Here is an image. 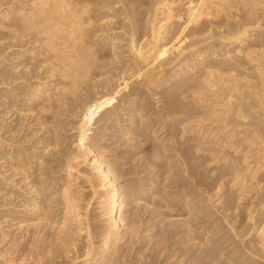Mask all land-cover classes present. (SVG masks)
Returning a JSON list of instances; mask_svg holds the SVG:
<instances>
[{"label":"bare ground","instance_id":"1","mask_svg":"<svg viewBox=\"0 0 264 264\" xmlns=\"http://www.w3.org/2000/svg\"><path fill=\"white\" fill-rule=\"evenodd\" d=\"M10 110L0 158L20 177L0 172V185L15 181L17 195L3 190L20 203L2 190L7 264L14 253L55 264L75 248L66 264H126L120 245L152 219L142 235L160 225L156 245L189 242L187 263L264 264V0H0ZM66 111L74 149L61 141ZM111 129L123 157L105 154Z\"/></svg>","mask_w":264,"mask_h":264},{"label":"rangeland","instance_id":"2","mask_svg":"<svg viewBox=\"0 0 264 264\" xmlns=\"http://www.w3.org/2000/svg\"><path fill=\"white\" fill-rule=\"evenodd\" d=\"M114 80H115V78L113 77V80H112L113 83L111 82L112 85H113L114 82H115ZM110 85H111V84H110ZM74 103H75V105L78 104V102H77V103L74 102ZM74 103H73V104H74ZM75 105H73L74 108H75ZM71 108H73V107H71ZM12 111H13V110H10V112H8L9 115H8L7 113H4V114L1 113V114H0V115H2V117H0V118L3 119V120L0 119V120H1V122H0V136L2 135V137H3V134H4V137L7 136V135H8L7 137H9V135H10V133H11V131H7L6 126L8 127V130H9L10 128H12L13 125H16V123L18 122L17 120H18V116H19L20 113L17 112V114H16V113H14V112H12ZM11 112H12V114H11ZM66 112H67V111H66ZM66 112H65V113H66ZM14 114H15V116H14ZM3 115H5V117L8 115V116H7L8 120H7V118L5 119V117H4ZM10 115H11V116H10ZM66 115H67V116H66ZM13 116H14V117H13ZM64 116H65V118L68 117L67 119H68L69 121H68L67 119L62 120V119L60 118V120H61L62 123H63L62 125H66V126H67V124H68L69 127H68V126L66 127V128L68 129V130H67V129L63 126V130H62V132H61V134H62V135H61V141L63 140L62 143H64L65 141H67V142H65L64 145H63V144H62V145H63L65 148H67V149H71V148L74 149V146H72V147L69 148V146L71 145V142L73 141V138H74L73 134L75 135L74 132H71V129L69 130V128H71V127H70V126H71V122H70L71 120H70V119H73V118H71V117L69 116L68 112H67ZM9 117H10V119H9ZM11 117H12V119H11ZM69 117H70V119H69ZM15 118H17V119H15ZM26 119H27L28 122H30V118H29V120H28V117H27V118L25 117V118H24L25 122H27ZM11 120H13V121H15V122H13V121H11ZM24 120H23V121H24ZM4 121H5V122H4ZM10 121H11L12 123H10L11 125L9 124V125H10V126H9L7 123H9ZM63 121H64V122H63ZM6 122H7V123H6ZM66 122H67V124H65ZM1 123H2V125H3L4 123L7 124V125L4 124V126L1 127ZM14 123H15V124H14ZM12 124H13V125H12ZM69 124H70V125H69ZM9 127H10V128H9ZM1 128H2V129H1ZM3 128H4V129H3ZM115 128H116V127H115ZM1 130H2V131H1ZM3 130H4V131L6 130V131L4 132ZM64 130H65V132H64V134H63V131H64ZM112 130H113V131H112ZM67 131H68V132H67ZM1 132H2V133H1ZM7 132H9V133H7ZM27 132H28V131H27ZM27 132H25V133H27ZM66 132H67V133H66ZM69 132H70V133H69ZM112 132H113V133H112ZM115 132H116V133H115ZM28 133H29V132H28ZM117 133L119 134L120 132H117L116 129H115V130H114V129L107 130V131L105 132V136H106V138H105V139H106L105 143H106V145H107L108 143H109V145H110V146L108 145V147H110V148H107V147H106V149H109V150H110V155H109V150L106 151L108 154H107V153H105V154L108 155L110 158H115V157L118 155V154H117V151H118L119 154H120V151H119V150H120V149L122 150V148H123L121 144L119 145V142H120V141L117 142L118 139L120 138V137H119L120 135H118ZM66 134H67V135L69 134V135H68L69 138H68L67 136H65ZM115 134H116L117 136H116ZM62 136H64L65 139H64ZM112 136H113V137H112ZM70 137H71V138H70ZM72 137H73V138H72ZM111 137H112V138H111ZM118 137H119V138H118ZM109 138H110V139H109ZM69 139H70L71 141H70ZM112 139H113V140H112ZM115 139H116V140H115ZM108 140H109V141H108ZM4 141H6L5 143H8L7 140L4 139ZM113 141H114L115 143H114ZM68 143H69L70 145H69ZM112 143L115 144V145H113ZM65 144H66V145H65ZM67 144H68V146H67ZM116 144H118L117 146H118L119 148L121 147L119 150H118V147H116ZM72 145H73V144H72ZM66 146H67V147H66ZM123 146H124V145H123ZM7 147H8V146H7ZM3 148H5V146H3ZM115 148H116V149H115ZM35 150H37V149H35ZM1 151H2V148H0V152H1ZM113 151H114V152H113ZM116 154H117V155H116ZM115 155H116V156H115ZM120 157H123V156H120ZM120 157L117 156V158H120ZM2 160H3L4 162H3ZM2 160H1V158H0V167H1L0 172H3V171H4L5 173H4V172H3V173H4L5 176H9V175H10V177H11V174H13V173H11L12 169H10V168L8 167V166H9V164H8V159L5 158V159H2ZM6 160H7V162H6ZM123 161H126V160H123ZM2 162L5 163V164H7V165L4 166L3 164H1ZM137 164H138V163H137ZM139 164H140V162H139ZM139 164H138V165H139ZM138 165H137V166H138ZM2 167H4L5 169L3 168V170H2ZM6 167H7V168H6ZM138 167H140V168H138ZM138 167L136 168L137 171H138L139 169L143 170V166L139 165ZM141 167H142V168H141ZM8 169H10V170L8 171ZM5 170H6V171H5ZM143 171H144V170H143ZM12 172H13V171H12ZM61 172H62V171H61ZM144 172H145V174H146L147 170L144 171ZM144 172H142L143 174L140 173V174H141V175H140L141 177L144 176ZM8 173H9V174H8ZM18 176H19V175H18ZM18 176L16 175V178H14L15 176H14V177H11V179H10L9 181H12V180H14V179H15V181H16V179H18ZM19 177H20V176H19ZM15 181H14V182H15ZM14 182H11V183H10V182H7L6 180H5V181L3 180V183H1V185H0V187H1V188H0V195L2 196V194H3L2 190L5 189V186H6V189H5V190L8 191L9 188H11V190H13V194L15 195V194H16L15 191H14L15 189H13V188L10 186V185L13 184ZM8 183H9V184H8ZM22 183H23V182H22ZM75 183H76L77 187H78V183H79V186H82V188L79 187V189L81 188V189L79 190V195H82V197H89V195L91 194V193H90V188H89L88 186H86V183H83L82 181L80 182V180L76 181ZM5 184H6V185H5ZM7 184H8V185H7ZM20 184H21V183H20ZM20 184H19L18 186H21V185H22V184H21V185H20ZM80 184H81V185H80ZM82 184H83V185H82ZM84 184H85V185H84ZM83 186H85V188H84ZM75 187H76V186H75ZM77 187H76V188H77ZM82 189H83V190H82ZM5 190H3V191H5ZM77 190H78V188H77ZM84 190H85V192H87V193H84V192H83ZM86 190H88V191H86ZM7 191L4 192V194H3L2 197L7 198V197L9 196L8 194L5 195ZM82 192H83V193H82ZM80 193H81V194H80ZM89 193H90V194H89ZM83 194H85V195H83ZM86 194H87V195H86ZM14 195H13L12 197H14ZM16 195H17V194H16ZM1 196H0V197H1ZM12 197H11V196L8 197L10 200H9L8 198H7V199L4 198V199H5L7 202H8V200H9L10 202H12V204H16V205L18 204V205H19L20 202H18V201H19L20 198H16V197H14L13 200H11ZM16 199H18V200H16ZM1 200H2V199H1ZM1 200H0V202H1ZM14 200H15V201H14ZM17 202H18V203H17ZM91 202H93V204L95 205L96 198H92V199H91ZM93 204L91 203V206H92V207L94 206ZM58 207H60V206H58ZM95 207H96V206H94L93 208H95ZM91 211L96 212V211H94V210H91ZM1 212H2V211H0V213H1ZM141 213H142V212H140V216H142V221H146V222H148L147 220H149L148 218H150L149 213H147V211H144V212H143V213L145 214L146 217L144 216L143 213H142V214H141ZM147 215H148L149 217H148ZM215 216H216V215H214V217H215ZM2 217H3V212H2L1 215H0V218H1V219H0V226H2V227L4 226L3 228H6V226L10 225L11 222L13 223V221L10 222L9 216H7L6 218L3 217V219H2ZM10 218H11V217H10ZM146 218H147V220H146ZM4 219H6V220H4ZM8 219H9V220H8ZM143 219H144V220H143ZM171 219H172V218H171ZM173 219H174V218H173ZM2 220L5 222V224H4V222H3ZM149 221H151V220H149ZM153 221H155V220L152 219V221H151L150 223H145V222H144V225H141V227H143V228H141L140 226L138 227V228L140 229V231H139V229H137L138 231L136 232V235H135V236L138 237V238H136L135 236H133V237H134V241H133V239H132L133 244L131 243V245H135V246H131L132 249H129V248H128V247H130V244H127L126 241H125L124 243L127 244V247H126V244H124V243H123L122 245H120V246H121V248H120L121 254L123 255V253H124V255H126L125 258L123 257L124 255L122 256L124 259L121 257V258H122V259H121V260H122V263L124 262L123 260H125V263H126V264H127V263H128V264H131L132 261L134 260L133 257L135 256L134 258L136 259V262H135V260H134L133 262L137 263V261H140V262H138V264H141V263L144 261V259H146V260L148 259L147 261L145 260V262H149V260H150L152 257H154V255H155V256L157 255V260H155V259H154V260H155L156 262H158V261L161 262V264H163L164 261H165L164 264H167V261L169 262L168 264H178V263H177V262H178V259H177L178 257H179V259L184 257V258L182 259V261H181V262H183V260H184V262H183V263L180 262V264H184V263L186 264V263H187V262H185V261H186V259H185L186 256H182V257H181V256H179V255H181V252H182V253L185 252V251H182V249H183V248H182V245H184V246L186 247V248H185V247L183 246L185 250L187 249V251H186L187 253H189L190 251H192V250L194 249V247H193L192 250L190 249V251H189V249H188V247L190 246V243H189V242H186V243H184V244H181L180 247H179V245H178V246H175V245H173V244L170 246V244L173 243L174 240H175L176 238H178V237L176 236V237L173 238V240L170 239V240H168L169 242H168V241H166V243L164 242V245L162 244L163 242L160 243V244H158V245H156L154 242H156L157 239H156L154 236H153V237H154L156 240H155L154 238H150L151 240L153 239L152 241H151L150 239H148L147 237H148V235H149V236H152V234L156 231V229H158V228L160 227V225H155V226H159V227H154V226H153V229L151 228L152 231H151V229H149V231H151V232L147 231V234L142 235L143 232L141 233V231L144 230V229L146 228L145 226L150 225V224H153ZM221 221H222V222H221ZM14 222H15V221H14ZM219 222H221V223H219ZM6 223H7V224H6ZM142 223H143V222H141V224H142ZM154 223L157 224V219H156V221H155ZM218 223L220 224V226H221V225L224 226V224H223V220H222V219H221L220 221H218ZM2 224H4V225H2ZM222 226H221V227H222ZM2 227H0V228L3 229ZM12 227H13V228H12ZM12 227H11V228L14 229V228L16 227V225H15V226H12ZM147 227H148V226H147ZM154 228H155V229H154ZM222 230H223V231H222ZM222 230H221V233L224 232V229H222ZM153 231H154V232H153ZM15 232H17V230H16ZM148 232H149V233H148ZM138 233L141 234V236H140ZM145 235H146V236H145ZM139 236H140V237H139ZM142 237H144V238H142ZM141 238H142V239H141ZM140 239H141L142 241H141ZM145 239H146V240H145ZM147 239L149 240V242H148ZM182 239H183V237H182ZM135 240H136V241H135ZM137 240H138V241H137ZM143 240H144V241H143ZM183 240H184V239H183ZM145 241L148 242V243H146ZM150 241H151V242H150ZM172 241H173V242H172ZM134 242H135V244H134ZM143 242H144V243H143ZM137 243H139V244H137ZM169 243H170V244H169ZM142 244H144V245H142ZM146 244H148V245H146ZM128 245H129V246H128ZM160 245H162L161 248H160ZM167 245H169V246H167ZM187 245H188V247H187ZM77 246H79V242L77 243ZM123 246H125L126 248L123 247ZM142 246H143V247H142ZM144 246H146L147 250H145L146 248H145ZM147 246H148L149 248H148ZM157 246H158L161 250L158 249ZM163 246H164V247H163ZM172 246H175L176 248L174 247V249H169V247L171 248ZM151 247H152V248H151ZM123 248H124V251H123ZM141 248H142V251L144 250L143 252L145 253L143 256H142ZM143 248H145V249H143ZM150 248H151V249H154V251H155V249H157L158 251L160 250L159 253H160V254L162 253V255H160V257H159V256H158V255H159L158 251L156 250V251L154 252V251L151 250ZM167 248H168V250H167ZM179 248H180L181 250H179ZM75 249H76V248H75ZM75 249H71L73 253L75 252ZM77 249H79V248L77 247ZM125 249H126V250H125ZM127 249H129V251H128ZM148 249H149V250H148ZM164 249H165V250H164ZM20 250H21V249H20ZM73 250H74V251H73ZM79 250H80V249H79ZM79 250H78V251L76 250V251L79 252ZM130 250H131V252H130ZM132 250H133V251L135 250L137 253H136L135 251L133 252ZM139 250H140V251H139ZM175 250H177V251H175ZM178 250L181 251V252H178ZM127 251H128V252H127ZM147 251H148V252L150 251V252H149V253H150L149 256H148ZM151 251H152V253H151ZM163 251H164V252H163ZM167 251H168V252H167ZM174 251H175L176 254H174ZM188 251H189V252H188ZM70 252H71V251H70ZM72 252H71V253H72ZM126 252H127V254H125ZM165 252H166V253H165ZM71 253H68V254H69V256L72 257ZM128 253H129V254H128ZM130 253H131V254H130ZM138 253L140 254V256H139ZM156 253H157V254H156ZM179 253H180V254H179ZM17 254H18V253H14L15 256L12 255L14 258L11 257V259H10V256L7 257V256L5 255V256L10 260V262H8L9 264H17V263H16L17 261H15V260H16V257H17V256H16ZM135 254L138 255V256H136ZM152 254H153V255H152ZM172 254L174 255L175 258L173 257ZM145 255H147V256H145ZM151 255H152V257H151ZM163 255H164V256H163ZM165 255H166V256H165ZM64 256H68L67 253H64ZM64 256H63V255L60 256V257L63 258V259H60V257H59V258H56V260H55V258H54V261H55L54 263L56 264V262L59 261L60 263L57 262V264H61V261H63V264H66V261H68V260H69L68 262L71 261V258H68L69 256L66 257L68 260H67ZM129 256H130V257H129ZM141 256H142V257H141ZM161 256H162V257H161ZM137 257H138V258H137ZM140 257H141V258L145 257V258L141 261ZM158 257H159V258H158ZM171 257L173 258V260H172ZM176 257H177V258H176ZM198 257H201V255L198 256ZM154 258H155V257H154ZM161 258H162V260H161ZM169 258H171V259H169ZM45 259H46V258H45ZM45 259H44V258H43V259L41 258V259H39V261H36L37 263H36L35 261H34V262H35V264H45V262L43 261V260H45ZM58 259H59V260H58ZM65 259H66V260H65ZM128 259H129V260L132 259L130 263H129V260H128ZM139 259H140V260H139ZM168 259H169L171 262H170ZM176 259H177V260H176ZM1 260H2V259L0 258V264H7V262H5L4 260H2V262H3V261H4V262L1 263ZM40 260H41V261H40ZM50 260H51V259H50ZM60 260H61V261H60ZM174 260L177 261V262H175ZM203 260L206 261V259H203ZM203 260H202V262H199V263H198V262H197V263H196V262H193V264H194V263H196V264L204 263ZM45 261H47V260H45ZM126 261H128V262H126ZM200 261H201V260H200ZM12 262H13V263H12ZM34 262H33V264H34ZM68 262H67V263H68ZM120 262H121V261H120ZM120 262L117 263V264H121ZM159 262L156 263V264H160ZM173 262H174V263H173ZM135 263H132V264H135ZM187 264H191V263L188 262Z\"/></svg>","mask_w":264,"mask_h":264}]
</instances>
